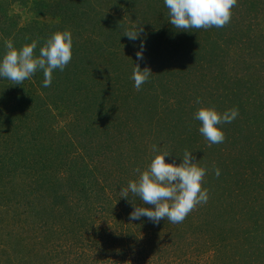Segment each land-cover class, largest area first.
I'll list each match as a JSON object with an SVG mask.
<instances>
[{"label":"rangeland","instance_id":"1","mask_svg":"<svg viewBox=\"0 0 264 264\" xmlns=\"http://www.w3.org/2000/svg\"><path fill=\"white\" fill-rule=\"evenodd\" d=\"M138 25L145 41L121 33ZM71 31L72 60L42 87L0 78V264H264V0H238L223 28L177 30L163 0H0L4 41L35 50ZM138 64L149 80L137 91ZM239 116L209 146L193 112ZM157 144L208 169V202L182 223L130 220ZM215 165L219 177L212 174Z\"/></svg>","mask_w":264,"mask_h":264},{"label":"clouds","instance_id":"2","mask_svg":"<svg viewBox=\"0 0 264 264\" xmlns=\"http://www.w3.org/2000/svg\"><path fill=\"white\" fill-rule=\"evenodd\" d=\"M163 3L168 9L170 24L177 30L191 31L223 28L230 23L232 9L238 0H163ZM141 31L138 25H132L121 32L130 41L139 40L135 53L137 61L144 58L145 41L141 38ZM38 44L37 39H32L17 48L11 39L5 40L4 51L0 54V78L7 79L12 84H22L35 73L42 72V87H50L53 72L63 71L72 60L71 31L65 29L51 33L36 55L34 53ZM151 74L149 69H141L136 64L131 74L134 88L140 91ZM194 102L202 105L199 97ZM238 116L237 107L218 112L213 107L202 105L193 112V119L199 121L198 132L209 146L225 141L221 126L231 124ZM151 152L153 155L146 168L134 170L137 178L129 180L126 187L120 189L119 197L129 199L131 194V198H138L142 204L152 206H134L129 214L130 220L146 217L151 223L158 224L167 218L170 223H182L194 208L208 202V190L202 188L208 169L198 165L192 152L187 149L178 164L166 161L170 151H161L157 144L151 146ZM211 171L217 177L221 174L215 165Z\"/></svg>","mask_w":264,"mask_h":264}]
</instances>
